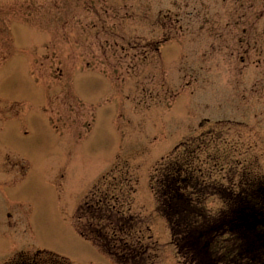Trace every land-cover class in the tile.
I'll use <instances>...</instances> for the list:
<instances>
[{
    "label": "rangeland",
    "instance_id": "rangeland-1",
    "mask_svg": "<svg viewBox=\"0 0 264 264\" xmlns=\"http://www.w3.org/2000/svg\"><path fill=\"white\" fill-rule=\"evenodd\" d=\"M0 10L2 36L26 50L46 91L31 108L28 225L0 231V248L114 264L80 234L85 201L105 196L134 220L149 264L200 262L173 243L180 229L158 208L152 172L174 154L234 192L264 176V0H0ZM208 196L211 220L225 204Z\"/></svg>",
    "mask_w": 264,
    "mask_h": 264
},
{
    "label": "trees",
    "instance_id": "trees-1",
    "mask_svg": "<svg viewBox=\"0 0 264 264\" xmlns=\"http://www.w3.org/2000/svg\"><path fill=\"white\" fill-rule=\"evenodd\" d=\"M188 159L167 160L154 178L159 210L170 229H180L181 236L173 243L192 250L193 259L199 255L197 264H264V176L246 177L234 192L202 183L205 173L194 166L191 157ZM208 193L225 204V210L211 220L202 214ZM108 202L105 196L85 202L88 204L83 211L91 217L80 234L115 264H149L148 246L130 234L134 226L129 222L134 220L115 211Z\"/></svg>",
    "mask_w": 264,
    "mask_h": 264
},
{
    "label": "flooded vegetation",
    "instance_id": "flooded-vegetation-1",
    "mask_svg": "<svg viewBox=\"0 0 264 264\" xmlns=\"http://www.w3.org/2000/svg\"><path fill=\"white\" fill-rule=\"evenodd\" d=\"M4 11L0 10V20ZM0 29V231L22 224L28 225L26 199L30 196V179L34 166L30 160V123L35 113L31 108L45 88L30 80L28 63L30 56L26 50H17L9 31L5 39ZM19 47V46H18ZM18 51V52H17ZM19 53L25 56L20 63ZM33 94V95H31ZM0 248V264H47L40 251H34V259L29 251Z\"/></svg>",
    "mask_w": 264,
    "mask_h": 264
}]
</instances>
